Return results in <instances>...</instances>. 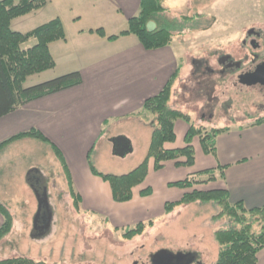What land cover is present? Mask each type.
Returning a JSON list of instances; mask_svg holds the SVG:
<instances>
[{
	"label": "crops",
	"instance_id": "1",
	"mask_svg": "<svg viewBox=\"0 0 264 264\" xmlns=\"http://www.w3.org/2000/svg\"><path fill=\"white\" fill-rule=\"evenodd\" d=\"M47 6L50 8L48 17L41 23L59 17L67 38L51 43L56 66L35 74H46L36 83L72 71H80L82 83L35 99L0 118V144L32 129L39 130L48 139L44 141L26 136L0 149L1 203L12 210V204H17V193L24 192L27 198L22 197L23 204H33L35 197L38 206L31 183L47 185L51 199L52 188L58 186L62 191L65 183L67 191L64 198L73 203L65 162L73 185L81 196V208L107 215L120 226L153 219L155 226L151 231L158 229L159 222L171 219L174 214L165 213V203L179 200L185 192L193 189L171 183L205 169H215L216 179L194 188L226 189L231 202L242 200L247 207L264 206V122L253 124L256 120H246L238 129L224 125L230 129L218 136L215 154L205 153L200 139L195 137V163L191 166H178L175 160H169L163 168L156 170L154 158H149L148 176L133 188V198L126 202L114 201L110 183L93 173L89 157L103 173L120 175L136 168L148 153L153 131L154 115L142 111L144 101L158 94L180 69L169 104L173 109L184 111L175 106L174 100L180 82L188 71L191 72L190 67L187 70L182 60L177 59L172 51L173 42L147 49L136 35H121L128 28L129 19L139 13L141 0H48ZM45 7L29 14L41 16ZM104 7L108 10L106 15L110 18L111 30L106 25L83 24L84 14L98 17ZM158 25L153 21L149 27ZM99 28L104 29L105 36L95 31ZM115 35L118 37L109 38ZM60 63L65 68L57 71L59 74L46 73L58 68ZM192 119L196 126L211 125L206 122L205 115L192 116ZM175 130L176 140L165 144L168 149L186 145L189 124L179 119ZM119 135L127 137L133 148L125 157L113 152L112 138ZM54 147L61 151L63 159ZM103 158L108 159L110 166L100 164ZM127 158H133L135 162L124 168L131 161ZM185 159L180 158L182 161ZM46 161L49 166H45ZM220 167H225L224 177L219 174ZM146 187H151L152 193L142 196L141 190ZM122 205L128 206L129 212L117 207ZM159 215L163 216L160 221L155 219ZM3 222L4 216L0 211V227ZM256 264H264V247L258 253Z\"/></svg>",
	"mask_w": 264,
	"mask_h": 264
},
{
	"label": "rangeland",
	"instance_id": "2",
	"mask_svg": "<svg viewBox=\"0 0 264 264\" xmlns=\"http://www.w3.org/2000/svg\"><path fill=\"white\" fill-rule=\"evenodd\" d=\"M163 3L165 10L158 15L157 23L173 32L172 51L186 69L190 67L191 70L180 82L175 106L184 112H191L193 117H201L205 115L204 112L213 109L212 118L205 117L213 127L229 125L232 129H238L246 120L251 122L257 117H264L262 86L241 83L237 74L222 76L218 72H206L207 66L216 71L220 69L218 58L222 54L230 53L240 60L251 51L242 45V41L249 29L264 31V0H164ZM49 9L45 7L41 16L27 14L16 18L12 23L13 29L26 32L43 24L41 22L47 19ZM107 11L104 7L98 17L84 14L83 24H97V27L106 25L111 30ZM35 43V39H30L24 47ZM260 53H264V50ZM193 61L203 62L198 73H195L197 68ZM249 61H245V64ZM64 68L60 63L58 68L46 73H57ZM63 74L66 73L60 75ZM44 75L30 76L24 85H35ZM201 81L203 84L210 82L209 89L197 87ZM210 89L211 95L208 94ZM197 93L201 96H196ZM108 162L106 158L100 159V164L105 166H110ZM134 162L132 158L124 168ZM45 166H49L47 161ZM65 186L63 183L62 191L58 186L52 188L49 202L53 222L50 231L42 237L32 235L33 219L38 210L35 197L33 204H23L21 199L27 196L24 192L17 193V204H12L10 210L13 216L11 230L0 238V261L26 257L46 264H152L153 255L167 248L174 252H197L198 261L193 264H214L220 250L215 233L240 227L228 215H222L223 208L219 203L197 200L172 211V218L159 222L158 229L151 231V227L128 239L124 236L125 231L132 228L135 222L120 226L107 215L82 208L77 210L74 202L70 203L68 198H64L67 191ZM117 207L129 212L128 206ZM248 217L252 231L260 232L263 226L261 216ZM155 219L160 221L163 216H156Z\"/></svg>",
	"mask_w": 264,
	"mask_h": 264
},
{
	"label": "trees",
	"instance_id": "3",
	"mask_svg": "<svg viewBox=\"0 0 264 264\" xmlns=\"http://www.w3.org/2000/svg\"><path fill=\"white\" fill-rule=\"evenodd\" d=\"M164 0H141V8L137 15L128 21V28L121 33L134 34L141 44L147 49H156L167 46L173 42V32L168 28L158 25L150 28L151 22L158 21V15L165 10ZM48 0H0V118L20 108L21 106L53 94L55 92L80 85L82 75L80 71H72L32 86H25L27 79L35 74L51 70L56 66L55 57L51 51V43L58 40H66L67 33L62 20L55 17L32 30L22 32L12 27L13 20L27 15L46 6ZM99 35L105 36L102 28L95 30ZM117 35L109 38L113 39ZM30 39L36 43L29 47L24 44ZM198 67L195 73H198ZM178 69L167 81L163 89L156 95L147 98L142 106V111L154 115L152 122V137L148 153L144 160L133 170L125 174L103 173L96 168L89 157L91 170L94 174L108 181L112 188L113 199L116 202H126L133 198V188L142 184L148 176L149 158H154L155 169L160 170L166 161L175 160L178 166H191L195 163V149L193 141L195 137L200 139L205 153L215 154L217 150V138L221 133L227 132L230 127L212 125L196 126L189 112H184L170 107L169 102L172 88L179 75ZM207 72V71H206ZM205 72V73H206ZM208 73V72H207ZM210 87L208 84L198 83L200 89ZM204 93V92H203ZM209 90L208 94L211 95ZM196 96H201L197 93ZM215 98V97H214ZM206 116H213L210 109ZM182 119L189 124V130L185 137L186 145L181 148L168 149L166 143L176 140V121ZM264 117H258L253 124H261ZM31 136L47 141L48 139L37 129L19 133L0 144V149L18 138ZM57 155L63 159L61 151L54 147ZM185 157L184 161L180 158ZM64 161V160H63ZM64 168L69 179L70 192L77 210L81 208V196L76 191L66 163ZM224 168L220 167L219 174L224 177ZM215 169H205L191 174L183 180L171 183L180 188H193L185 192L181 199L165 203V213H170L182 205L201 201H214L222 208V215H228L239 223L240 227H231L218 230L215 238L220 245L218 259L214 264H256L258 253L264 247V206L247 207L242 201L231 202L229 191L226 189L201 190L194 188L198 184L216 179ZM205 176L207 178H205ZM152 193L151 187L141 190V195ZM0 211L4 216V222L0 227V238L5 236L12 227L13 216L6 205L0 202ZM260 215L263 226L260 232L252 231V224L248 216ZM153 219L140 221L132 228L125 231V237L134 238L142 234L146 229L153 227ZM198 254V253H197ZM0 264H46L44 261H34L26 257H16L1 260Z\"/></svg>",
	"mask_w": 264,
	"mask_h": 264
},
{
	"label": "water",
	"instance_id": "4",
	"mask_svg": "<svg viewBox=\"0 0 264 264\" xmlns=\"http://www.w3.org/2000/svg\"><path fill=\"white\" fill-rule=\"evenodd\" d=\"M260 69L257 68L255 72L241 75L239 77L240 82L249 86L257 83L264 84V76L261 75L258 77V71ZM112 143L113 152L117 156L125 157L128 153L133 151L130 140L123 135L113 137ZM31 186L38 200V210L33 219L34 226L32 235L34 237H42L51 229L53 210L49 202L47 185L37 186L35 183H31ZM197 257L198 255L194 252H173L169 249H162L153 255L152 264H193L197 260Z\"/></svg>",
	"mask_w": 264,
	"mask_h": 264
},
{
	"label": "flooded vegetation",
	"instance_id": "5",
	"mask_svg": "<svg viewBox=\"0 0 264 264\" xmlns=\"http://www.w3.org/2000/svg\"><path fill=\"white\" fill-rule=\"evenodd\" d=\"M242 45L249 48L251 51L246 53L240 60L235 59L230 53H225L219 56L218 63L220 64V69L216 71L211 67H206V71L210 74H215L218 72L220 75H238V81H240V76L247 73H252L261 68L258 71V77L264 76V53H260L264 50V31L257 29H249L248 34L242 41ZM251 58V59H250ZM250 60L245 64V61ZM196 63L195 68L201 69L202 61H194ZM204 65V64H203ZM262 65V66H261ZM239 73V74H238ZM255 85H260L264 88V84L257 83ZM204 87V86H202Z\"/></svg>",
	"mask_w": 264,
	"mask_h": 264
}]
</instances>
